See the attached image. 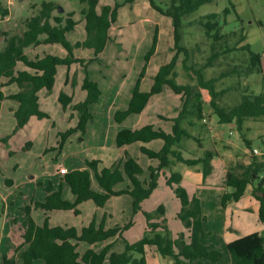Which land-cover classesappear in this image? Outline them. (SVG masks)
<instances>
[{
  "label": "trees",
  "instance_id": "16d2710c",
  "mask_svg": "<svg viewBox=\"0 0 264 264\" xmlns=\"http://www.w3.org/2000/svg\"><path fill=\"white\" fill-rule=\"evenodd\" d=\"M87 4L82 9L83 38L70 42L66 34L74 30L78 23L72 18L73 13L67 16L57 12L58 5L53 1H42L38 12L24 22V29L20 34L5 33L0 48V102L10 99L17 103L13 109L15 125L12 132L23 127L31 116L38 119L48 118L49 114L42 110L38 102V91L45 89L50 91L55 81L57 67L63 65L67 70L73 63H80L84 69V77L81 82V89L86 93L82 101L75 102L71 109L76 112L77 124L75 128H66L57 134L60 142L57 147L62 146V141L75 129L81 132L85 130V124L92 119L89 109L91 104L99 100L101 90L98 83L89 77L86 69V62L83 58L76 57L74 50L83 48L90 49L93 56L89 61H97L99 53L106 47L111 39L110 29L116 22L118 10L124 4H131L135 0H112L111 4H103L102 0H84ZM149 5L159 14L170 19L171 33L173 38V56L161 64L152 76V81L147 90L141 89L147 62L155 50L157 43V32L154 30L150 47L143 55V64L137 78L132 86L130 97L124 108H117L112 114L115 123H121L131 114L141 113L151 96L160 93L168 88L172 93L180 96L181 108L173 118H163L171 121V129L166 132L160 127L152 124H144L136 128L121 127L115 132L114 142L117 147L131 145L141 142L147 143L152 140H159L160 146L157 149L140 145L139 152L150 161H156L155 165L149 164L145 169L128 152H124L120 162L113 166H103L98 159L85 160V168L67 170L59 174L60 184H65L73 200L63 197L61 186L54 188L51 181L45 185V195L42 200H32L22 209L27 215V222L22 225L20 241L14 246L17 259L20 264H147L145 259V247L154 246L159 254L172 260V264H218L220 253L213 244L204 243L207 232L203 223L206 219L200 211L199 199L189 196L186 189L181 186V174L178 171H171L166 178L169 185L179 200L180 208L177 212L178 219L182 222L187 231L179 232L175 238L167 233L156 231L157 228L167 230L166 223L160 225V221H153L150 213L143 211L149 233L134 242H128L122 235L123 231L131 225V220L123 225L115 224L105 227L103 221L96 222L91 218L89 222L80 228L74 225H50L48 211L71 210L74 214L79 213L78 205L86 200H91L96 206L101 207L109 197L127 194L131 197L132 214L141 210V202L147 199L157 186L158 171L169 168L174 162H181L186 165H201L203 177L212 171L211 160L216 155L212 150H205L198 158H183L181 152L174 148L178 146L183 137H190L185 129L180 126L183 114L190 97L194 98V108L200 113V93H191L190 86L178 83L174 66L177 56L183 54L188 57L187 49L181 45L182 17L196 11L202 4L213 0H170L166 8L155 3V0H147ZM229 7H233L231 0H227ZM229 8L225 7L223 13H228ZM4 16L7 10H0ZM206 21L200 24L204 27V33L215 42L223 36L219 34L220 25L217 20V13H210L204 16ZM214 31V32H212ZM244 35L239 40H243ZM39 44L59 45L65 50V55L44 52L42 55L28 56L27 48H33ZM223 52L234 49H245L248 53V64L244 72L251 74L261 72V55L253 52L250 44H244L238 48L223 44ZM212 53L207 60L209 65L219 55L215 46H211ZM183 60V62L185 61ZM19 65L22 67L19 68ZM185 66V65H184ZM187 68V67H186ZM197 85L206 89L210 96V105L213 114L219 123H234L240 127L246 118H262L264 120V92L253 94L244 93L239 102L229 108L220 106L216 102L219 92L215 90L214 81L216 78L205 79L202 70L194 69ZM228 73H230L228 71ZM226 75L225 72L220 74ZM65 82H68V73ZM74 81L72 85H74ZM15 84L17 90L13 93H6L5 87ZM57 101L65 110L72 96L64 91H59ZM8 136L1 139L6 142ZM249 145V141H246ZM46 151V150H44ZM146 173V178L141 175ZM91 176L94 179L97 189L91 184ZM126 181L124 187L115 189L119 183ZM11 184L10 179H6ZM224 185L231 188V191L223 192L220 205L224 208L227 203L238 201L244 193L247 185H250V195L257 201V220L264 224V162H258L254 158L239 172L226 170ZM41 209L46 216L43 222L38 224L31 215L32 209ZM4 210V200L0 195V215ZM163 206L159 205L157 212L164 214ZM165 218H162L163 221ZM16 220L15 218L13 219ZM121 238L123 248L120 251L112 249L113 244ZM102 247H94L106 240H110ZM81 245L84 249H81ZM229 259L233 264H264V235L251 232L238 236L226 244ZM1 260L4 264H15L13 256L8 257L2 254Z\"/></svg>",
  "mask_w": 264,
  "mask_h": 264
},
{
  "label": "rangeland",
  "instance_id": "374dc122",
  "mask_svg": "<svg viewBox=\"0 0 264 264\" xmlns=\"http://www.w3.org/2000/svg\"><path fill=\"white\" fill-rule=\"evenodd\" d=\"M42 1H53L58 6H61L63 10L60 13L64 16L72 12V18L78 23L74 26L73 31L66 34L67 39L73 42L83 38L82 9H85L87 6L84 0H0V10H7V14L4 16L0 12V48L5 33L20 34L24 29L25 20L38 12ZM101 2L103 4H111L112 0H102ZM231 2L233 7H229L227 0H213L212 2L202 4L196 11L182 17L180 43L187 49L188 57L185 59L183 54H179L174 66L177 82L189 85L192 94L199 92L201 100V112L199 113L193 107L195 104L194 98L190 97L186 113L183 114L180 123V126L187 131L190 137H183L178 146H174V148L177 149L180 145V148L184 146L183 156L186 158L201 157L205 150H212L217 155L212 159L214 162L211 172L212 177H203L200 164H196L200 168V171H196L193 165L174 162L172 170L176 171L177 167L180 173H185V176L190 173L191 181H198V179L201 181L198 184L199 186L194 184L192 186H185L187 189L183 187L190 191L191 194L194 193L199 199L200 211L206 217L203 227L207 235L203 242L213 244L214 248L219 251L220 258L218 264H233L229 259L225 244L232 238L244 235L248 230L246 228L233 230L238 221L232 220L230 222V217L226 215L224 208L219 203L218 192L220 190L214 185H210V183L224 185L226 170L231 169L239 172L241 166L248 164L252 158L258 162H264V120L262 118H246L242 121L240 127L229 125L228 123H219L213 114L207 90L198 87L196 74L193 72L194 69L202 70L206 80L216 78L214 87L219 92L216 102L225 108L237 104L244 93L257 94L264 92V0H231ZM155 3L162 8H166L170 0H155ZM225 7L229 8L228 13H223ZM53 13L58 12L54 11ZM210 13L218 14L217 20L221 26L218 33L223 37L216 42L204 33V27L200 24L201 21H206L204 16ZM154 30L157 32V43L153 54L147 62L145 74L141 79L142 87L147 89L151 84L152 76L156 69L161 64L167 62L174 54L170 19L155 11L147 0H135L133 3L124 4L119 8L117 20L110 29L111 39L100 54V60L89 61L91 57L86 54L91 53L93 56L91 50L79 48L74 51H76V56L85 60L86 69H90L92 75H95L97 78L101 75L99 73L111 74L113 72V74H122V79L127 78V80L134 83L138 75L137 72L142 67L144 61L143 55L150 47ZM241 35H244L243 40H239ZM247 43L250 44L253 52L261 55V72L251 74L244 72L245 65L248 64V53L245 49H234L223 52V44L231 48H238ZM212 45L219 51V55L208 65L207 60L212 53ZM52 51L60 54L64 53L62 50ZM30 52L31 54L33 53L32 51ZM37 52L41 53V50L38 49ZM184 59L185 61L183 62ZM224 72L226 75L221 76L220 74ZM60 74L63 78L64 69L62 72L60 70ZM69 75L70 79L65 85L73 87L76 85V88L77 83L81 82L84 77V69L81 64H72L69 68ZM99 79L103 80L102 77ZM73 81L76 82L74 85H72ZM59 89V84L57 83L51 92L53 95L52 103L54 102V104L48 108L49 117L47 121L45 119L41 121L44 125L49 126L46 132L45 130L42 133L38 131V135L35 137L33 134L36 133L28 128L12 132L13 128H10V126L6 128L2 127V129L0 127V134H25L28 140H33V136L35 138V145L32 147V150L28 148L23 149L21 152H18L21 157L11 158V162H6L7 155L0 151V194L6 193L8 190L14 191L11 197L7 198L6 196L4 210L0 215V264H4L1 260L3 253L8 257L13 256L15 264H20L17 259V253L14 251V246L21 240L22 222H27V215L22 207L28 205L31 199L39 200V196H37L38 198L32 196L33 191L35 195L45 193L44 187L47 184L46 181L49 179L48 177H43L36 183L32 182L30 185H25L27 181H31L30 176L36 174V168H43L42 173H46L48 169L51 170L57 166V163H62L65 167L71 169L73 162H78L82 160L81 157L87 155L89 159L101 160L102 155L99 154L97 156L98 154H95L92 149L88 153L82 154V156L78 151L80 148L95 146L99 141L106 143V139H100V135L102 136V134H114V125H112L113 128L110 126L112 122L111 110L108 109L106 111L105 109L99 113L101 107L96 109L97 107L93 106L92 119H94V115L96 117L94 120L87 121L83 132L79 129L73 130L62 141L60 149L59 147L45 149L44 146L38 148L37 145L42 141V137L43 143L44 140H49L50 143L53 141L52 131L55 132V129L64 131L65 127L63 128V125H68L70 128L76 127L77 120L76 122H72V120L76 119L77 115L71 109V105L75 101L70 102L65 112L58 110L60 108V104L57 103ZM103 89L104 93H106L107 86H104ZM120 90L122 95H125V89ZM179 102V97L173 95L165 88L160 94L151 98L144 112L145 119L154 123L156 121L159 124L160 122L164 123L160 119L166 116L163 113H168L167 115H169L172 112H176L175 108H177ZM56 106L59 107L56 108ZM167 109H170L171 113ZM156 116L159 119H156ZM4 122H6V117L3 119ZM40 134L46 135L40 136ZM56 139V146H58L60 142L59 135H57ZM246 141H249V145H247ZM253 147L259 148L257 150L258 153L253 152ZM13 151L15 152L17 149H13ZM106 152L109 153V157L103 165L108 167L111 164H118L110 156V148L107 147ZM113 152L116 154V151ZM54 157H56V160ZM143 160H139L140 165L144 163ZM166 172L169 175L171 171L169 169L159 170L158 177L164 176V180ZM207 177L208 179H206ZM6 179H10L12 183L8 184ZM203 179L204 183L202 182ZM186 181L188 180L186 179ZM172 190L165 198L161 199V202H159L160 198L155 195H150L141 202V209L150 213L153 221H160V225L167 224L166 232L160 227L155 230L160 233H167L169 237L172 236L174 231L183 226L177 217V212L172 208V203L176 199ZM191 194L189 196H192ZM87 203L92 204V202L88 201L84 205H87ZM160 203L165 204L167 207L163 215L157 212ZM176 203L178 205L177 201L174 205ZM112 204L118 209L114 210L117 211V215H114V211H111L117 218L109 219L110 222L123 224L131 220V225L129 226L131 228L125 229L122 233L124 238L128 241H134L144 235L150 234L143 213L132 214L131 198L127 195L115 197L105 207L97 209L98 212L91 211L87 207L84 208V212L80 215H75L70 210L54 211L50 223H57L59 225L79 224L86 217L90 219L95 215L101 216L104 210H106L108 216H111L107 208H110ZM233 204L235 203L229 202L228 207L237 209ZM92 206L94 205L92 204ZM31 213L33 217L38 219L37 221H40L39 223H42L43 217L46 216L42 214L41 209L33 208ZM252 216L250 215V217ZM14 218L16 219L15 221L13 220ZM162 218H165V221ZM144 221L146 222V228L142 227ZM255 226H258V228L254 231L264 235V228L260 227H264V225L256 223ZM117 245L119 249H122L121 243Z\"/></svg>",
  "mask_w": 264,
  "mask_h": 264
},
{
  "label": "crops",
  "instance_id": "0c3cea01",
  "mask_svg": "<svg viewBox=\"0 0 264 264\" xmlns=\"http://www.w3.org/2000/svg\"><path fill=\"white\" fill-rule=\"evenodd\" d=\"M73 42H75V41H73ZM38 49L41 50V53H38L37 52ZM52 50H57V51H61L62 50V51H64V53L63 54H60V53H57V52L52 51ZM88 50H90V49H88ZM30 51H32L33 53L31 54ZM44 52L58 54L60 56H64L65 53H66L65 50L62 49L59 45H54V44L53 45L52 44H39V45H36L33 48H27L26 49V54L28 56L42 55ZM75 53H76V51H74V55L76 56ZM101 53H99V55H98V59L99 60H100V54ZM86 55L92 57L91 53H87ZM76 57H78V56H76ZM21 67L22 66L19 65V68H21ZM63 69H64V75H63V78H62L61 77V74H60V70L62 72ZM87 71H88L89 77L92 78L93 80H95L98 83V86H99V88L101 90V94H100L99 100L96 103L91 104L89 106V109H90L91 113H92V107L93 106L94 107H97L96 109H98V108L101 107L99 109V113L102 112V111H104L105 109H106V111H108V109H110L111 110V114H113V112H114L115 109H117V108H124L126 106L127 101H128V99L130 97V92H131L132 86H133L134 83H132L129 80H127V78L122 79V76H121L122 74H120V73H116V74H113V72H111V74L99 73L101 75L97 78L95 75H92V73L90 72V69L87 68ZM138 72H137V74H138ZM67 73H68V81H69V79H70L69 69L67 70V67H65L63 65L58 66L57 67V72H56V75H55V81H54L53 87L55 85H57V83H58L59 84V88H60L59 91L62 90L66 94L72 96V101L71 102H73V101H75V102L82 101L85 98V95H86L85 91L83 89H81V86H80L82 81L81 82L79 81V83H77V87L76 88H75L76 85H74V87L71 86V85H65L67 83V82H65V78H66V74ZM109 76H111V77L109 78ZM100 77H102L103 80L102 79L100 80L99 79ZM104 86H107V92L106 93H104V89H103ZM53 87H52V89H53ZM128 87L130 88L129 90H128ZM52 89L50 90V92H48L45 89H41V90L38 91V102H39V106H40V108L42 110L46 111L48 114H49V111H48L49 106L50 105L52 106L54 104V102L52 103V96H53L51 94ZM120 89H125V95H122ZM141 89L147 90L144 87H142V82H141ZM164 89L162 91H164ZM166 89L168 91H170L168 88H166ZM16 90H17V87L15 86V84H10V85H8V86L5 87V91H6L7 94L8 93H13ZM119 90H120V92H119ZM160 93H158V94H160ZM158 94H155V95L151 96L150 99H149V101H148V103L150 102V100H151L152 97H154V96H156ZM172 94L175 95V96L177 95V94H174V93H172ZM177 97H179V101L180 102L177 104V108H175L176 112H172L171 113V110L170 109H167V111H169V113H171V114L167 115L168 113L167 114H164L163 113L164 116L165 115L167 116V117L165 116V117L160 118L164 123H161L160 122V124H159L158 121H156L154 123L153 121H148V120L145 119L144 112H145L146 107L148 106V103H147L145 109L141 113H139V114H131L126 119H124L121 123H115L113 121V119H112V116H111V121L112 122H111L110 126L114 125V134H102V136L100 135V139L101 140L103 138L106 139V143H103V141H99L97 144H95V146H92L90 148L87 147L88 149L86 147L85 148H82V149L80 148L79 151H78V153L81 154V156H82V154H84L85 152L88 153L89 150L92 149V150H94L93 152L95 154H98L97 156H99V154L102 155V157H101L102 159L100 161L102 162V165H103V163L109 157V153L106 152V148L108 147V148H110V151H111L110 152V156L114 159L115 163H119L120 160H121V158H122V156H123V154H124V152H128L132 157H134L137 160L138 163H139V160L144 159L143 160L144 163L141 164V166L143 167V169H145L146 166L149 165V164L155 165L156 164V161H150L149 159H147L145 155H143V154H141L139 152V147H140V145H144V146H146L148 148L157 149L160 146V144H161L159 140H152V141H149L147 143L137 142V143H133L131 145L117 147L115 145V142H114L115 132H116V130H118L121 127L136 128V127L142 126V125L147 124V123L152 124L155 127H160L163 130H165L166 132H169L170 129H171V121L163 120V118H173V117H175L178 114V111L181 108V100H180V96L179 95H177ZM57 103H58V101H57ZM16 106H17V103L15 101L10 100V99H4L3 101L0 102V127H1V129H2V127L3 128H6L8 126H10V128H13L14 127V125H15V119L13 117L12 112H13V109H15ZM58 107L56 106V108H58ZM58 110H61V111H64L65 112L67 110V108L65 110H63L61 108V105H60V108ZM4 117H6V122L3 123ZM10 117H12V118H10ZM95 117L96 116L94 115V119H95ZM157 117L158 116H156V119H159ZM75 118H76V116H75ZM44 119L47 121L48 118L38 119V118H36L34 116H31L29 118L28 122L23 127L19 128L17 130V132L28 128L29 130L34 131L36 133V134H33L36 137V135H38L37 134L38 131H39V133H42L44 130L46 132V130L49 129V126H47L46 124L44 125L43 122H41V121H44ZM94 119H92V120H94ZM76 120H77V118L76 119H73L72 122L73 121L76 122ZM99 121H97V122H99ZM228 124L229 125H234V123H228ZM61 125H63V124H61ZM64 127L66 129V128H68V125H63V128ZM112 128H113V126H112ZM60 131H61V129H58V130L55 129V132L52 131V133H53L52 136L54 137V139H53V141L51 143L49 142V140H47V141L44 140V143H43V137H42V139H41L42 141L40 142L39 145H37V147L39 148L41 146H44L45 149L46 148H49V147H51L50 149L56 148L57 147L56 146L57 145V143H56V141H57L56 137L58 135L57 133L60 132ZM41 135L44 136L46 134H40V136ZM6 136H8L7 137L8 139H7L6 142H1L0 141V151H1V153H5L7 155V159H6L7 161L6 162H11V158L14 159V157L20 158L21 155L18 154V152H21L23 149H26V148H28L29 150H32V147L35 145V143H34V139H35L34 136H33V140H31V139L28 140V139H26L25 134H0V140L2 138L6 137ZM104 144L107 145V146H105ZM108 144H109V146H108ZM180 146L177 148V150H179L181 152V155H182L183 158H186V157L183 156V152H184V148L183 147L184 146H182L181 148H180ZM253 148H256L257 150L259 149L257 147H253ZM13 149H17V151L14 152ZM113 151H116V154ZM44 152H46V151H44ZM12 153H13V155H12ZM54 158L56 160V157H54ZM81 159L82 160H79L78 162L77 161L73 162L72 163L73 164V167L71 169H75V168H77V169L85 168L86 167L85 160L89 159V156L87 155L85 157H81ZM115 163H113V164H115ZM211 164H212V167H213V165H214L213 160H211ZM11 165L13 166V164H11ZM172 165H173V163L169 166L170 168H165V169H167V170L169 169V171H173L172 170ZM103 166H105V165H103ZM109 166H113V165L111 164ZM197 166L198 165H193V168L196 171H200V168L197 167ZM59 167H64L66 169V171L67 170L68 171L71 170V169H68L67 167H65L62 163H57V166L53 167L51 170L48 169V172H46V173H42L43 172V168H40V169H37L36 168V170H35V173L36 174L31 175L30 176L31 181H27V182L25 181L26 182L25 185H30L32 182L36 183V182L40 181L43 177H48L50 180L48 179L46 181V179H45L46 182L51 181L53 183V186L55 188L61 186L63 197L66 198V199H69V200H73V195L70 193L68 187L65 184H63V183L60 184V181H59L60 179H59V176H58V168ZM162 170H160V171H162ZM175 170L178 171V168L176 167ZM178 172L180 173V171H178ZM180 174H181L180 184L182 186H184V187L187 186V185L188 186L189 185L192 186L194 184L197 185V186H199L198 184H200V182H201L200 179H198V181L197 180L196 181H191L190 180L191 179V174L190 173L186 174V176H185V173L184 174L183 173H180ZM146 176H147V174L145 172L141 175L142 178H146ZM167 176H168V172H166V176H165V179L164 180H163V177L164 176L163 177L160 176V178L159 177L157 178V186H156L155 189H153L152 193L150 194V195L158 196L160 198V201L159 202H161V199L165 198L167 194L171 193V190H172V188L169 185L166 184V178H167ZM207 176L212 177V173H210ZM186 179L188 181H186ZM206 179H208V177ZM21 182L23 183V181H21ZM202 182L203 183L205 182L204 179H203ZM18 183H20V182H18ZM91 184H92L93 188L97 189L96 183H95L94 179L92 178V176H91ZM125 184H126V181H124L122 183H119V184H117L115 186V189H120V188L124 187ZM210 185H214L215 187H217L220 190L218 192L219 193V203L221 201V195H222V193L223 192H227V191H231V188L230 187H227L225 185H219V184H214V183H212V184L210 183ZM250 189H251L250 185H247L246 188H245V190H244L243 195L241 196V198L238 201H234L235 204H233V206L235 205V207L237 209H232V207H228V203L224 207V210L226 212V215H228L230 217V222L232 220L233 221H235V220L238 221L237 225L234 226L233 230L234 229H237V228H240V229L241 228H246V230H248V231H246L245 234H248V233H251V232H256L254 230H256L258 228V226H255V224L256 223H261V222H259L257 220L258 203L250 195ZM186 191H187L188 195L191 194L190 191H188V190H186ZM13 193H14V191L8 190L6 193H1L0 195L2 196L3 200L5 201L6 200L5 199L6 196H7V198H9V197H11L13 195ZM44 195H45V193H43L41 195H39V194L38 195H35V192L34 191H33V194H32V196H35V197L39 196V198L37 197L39 200H42V198H43ZM121 195H127V194H121ZM191 195H194V193H192ZM118 196H120V195H115V196L109 197L108 200L105 202V204L103 206H101V207L96 206L91 200L83 201V202H81L78 205V209H79V213L78 214L80 215L81 213H83L85 207L89 208V210H91V211L98 212L97 209H102L103 207H105L106 205H108V203L110 202V200H112V199H114L115 197H118ZM127 196H129V195H127ZM174 197L176 198L174 200H175V202L176 201L178 202V205H177V203L174 205L175 202L173 201L172 208H173V210H175V212H178L179 211V208H180L179 200L175 196V194H174ZM88 201L92 202V204L95 207L92 206V204H88V203H87V205L85 204L86 205L85 206L84 203H86ZM160 205L164 206V213H165L166 208H167L166 205L163 204V203H160ZM236 205H238V206H236ZM114 206L115 205L112 204L110 206V208H107V210L111 213V216H108L107 213H106V210H104V212L101 214V216L98 217V216L95 215L92 218H94L96 222L103 221L104 224H105V227L113 226L115 224L123 225L124 223L123 224H120V223H112L109 220V219H115V218H117V217L114 216V215H117V211H114V210H116L118 208H116ZM56 211H60V210H56ZM111 211H114L113 212L114 215L112 214ZM142 211L143 210L141 209L137 213H143ZM53 212L54 211H48L46 213L49 216V224L50 225H59L57 223H50L51 222V219H52L51 216H52ZM71 213H72V211H71ZM42 214L45 215L43 211H42ZM66 214H63V215H66ZM250 215L251 216L253 215V216L250 217ZM32 217H33V214H32ZM33 219L35 220L36 223L40 224L39 223L40 221H37L38 219H36L35 217H33ZM90 219L88 217H86V219L85 220H82L81 223H79V224L74 223V224H71V225H74L75 227L80 228L82 225L87 224ZM145 221H146V219H145ZM145 221H144V224L142 225V227H144V228H146V222ZM22 224H24V223L22 222ZM262 225H264V224L262 223ZM260 227L264 228L263 226H260ZM129 228H131V227H129ZM179 232H184L187 235V231H186L185 227L182 226L179 229H177V231H174L173 234H172V236H170V237L171 238H175ZM232 239H234V238H232ZM110 241H111V239L110 240H106V241L102 242L101 244L95 246L94 248L95 249H98V248L102 247L103 245L107 244ZM134 241H136V240H134ZM134 241H128V242H134ZM118 243H121L122 248H123L122 242L120 241V239H118V241H116L113 244L112 249H114L116 251H120L121 249H119V247L117 245ZM80 248L81 249H84V246L81 245ZM145 259H146V263L147 264H172V260L170 258H168V257L161 256L159 254V252L155 249L154 246H146L145 247ZM103 264H107L106 260L103 262Z\"/></svg>",
  "mask_w": 264,
  "mask_h": 264
},
{
  "label": "built area",
  "instance_id": "2783aa9c",
  "mask_svg": "<svg viewBox=\"0 0 264 264\" xmlns=\"http://www.w3.org/2000/svg\"><path fill=\"white\" fill-rule=\"evenodd\" d=\"M252 150H253L254 153H258V151H257L256 148H253ZM65 172H66V169H65L64 167H59V168H58V173H59V174H63V173H65Z\"/></svg>",
  "mask_w": 264,
  "mask_h": 264
},
{
  "label": "water",
  "instance_id": "95a60500",
  "mask_svg": "<svg viewBox=\"0 0 264 264\" xmlns=\"http://www.w3.org/2000/svg\"><path fill=\"white\" fill-rule=\"evenodd\" d=\"M62 10H63L62 7L61 6H58L57 12L60 13Z\"/></svg>",
  "mask_w": 264,
  "mask_h": 264
}]
</instances>
